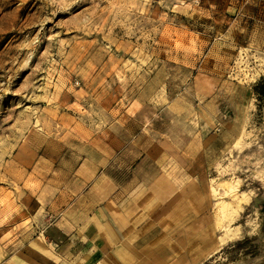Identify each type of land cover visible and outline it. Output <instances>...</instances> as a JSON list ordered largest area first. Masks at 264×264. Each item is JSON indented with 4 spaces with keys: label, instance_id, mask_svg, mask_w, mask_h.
Returning <instances> with one entry per match:
<instances>
[{
    "label": "rangeland",
    "instance_id": "obj_1",
    "mask_svg": "<svg viewBox=\"0 0 264 264\" xmlns=\"http://www.w3.org/2000/svg\"><path fill=\"white\" fill-rule=\"evenodd\" d=\"M260 79L264 0H0V247L27 245L50 183L142 132L207 188L203 264H264Z\"/></svg>",
    "mask_w": 264,
    "mask_h": 264
},
{
    "label": "crops",
    "instance_id": "obj_2",
    "mask_svg": "<svg viewBox=\"0 0 264 264\" xmlns=\"http://www.w3.org/2000/svg\"><path fill=\"white\" fill-rule=\"evenodd\" d=\"M172 152L142 132L112 136L49 184L42 223L27 245L0 247V264H203L218 248L211 200Z\"/></svg>",
    "mask_w": 264,
    "mask_h": 264
},
{
    "label": "trees",
    "instance_id": "obj_3",
    "mask_svg": "<svg viewBox=\"0 0 264 264\" xmlns=\"http://www.w3.org/2000/svg\"><path fill=\"white\" fill-rule=\"evenodd\" d=\"M254 91L256 93V96L259 100L264 101V79H260L255 87H254Z\"/></svg>",
    "mask_w": 264,
    "mask_h": 264
}]
</instances>
